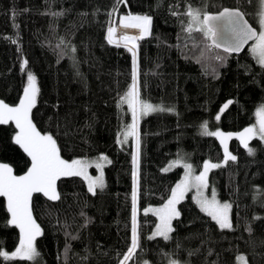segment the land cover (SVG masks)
<instances>
[{"label":"trees","instance_id":"trees-1","mask_svg":"<svg viewBox=\"0 0 264 264\" xmlns=\"http://www.w3.org/2000/svg\"><path fill=\"white\" fill-rule=\"evenodd\" d=\"M259 3L0 0V100L16 104L31 73L39 89L30 112L36 130L53 137L63 159L107 157L103 186L94 192L78 175L56 180L57 200L34 192L30 208L41 231L35 238L38 255L33 260L0 256V264H120L132 241L134 171L138 247L126 264H239L240 253L248 264H264L261 138H250L247 147L230 138L236 159L208 173V188L230 201L231 228H220L202 211L192 191L177 203L180 215L171 221L168 240L151 235L157 218L149 209L169 196L182 176L183 158L196 172L205 160H222L218 139L204 134L205 122L211 129L240 130L264 104V66L248 46L230 53L203 32H186L188 7L202 14L236 7L257 27ZM129 14L151 17L149 33L133 45L138 99L164 109L138 114L136 164V136L125 139L133 114L121 99L133 84L134 58L131 47L115 37L108 42V29ZM16 130L12 121L0 124V162L17 176L27 172L31 157L15 142ZM10 217L7 197L0 196V250L9 254L21 235Z\"/></svg>","mask_w":264,"mask_h":264},{"label":"snow or ice","instance_id":"snow-or-ice-1","mask_svg":"<svg viewBox=\"0 0 264 264\" xmlns=\"http://www.w3.org/2000/svg\"><path fill=\"white\" fill-rule=\"evenodd\" d=\"M261 10L259 12V22L262 28H264V0H260ZM175 14V13H174ZM185 15L190 18L188 26L184 29L186 32L191 33L193 30L203 32L206 37H212L213 43H215V36L217 35L214 30L212 22L218 20H226V22L233 27L234 42L225 48L228 52H238L241 47L250 39L255 37V43L252 47V52L257 56L258 62L264 66V31L259 34L254 29L247 25L243 20L244 13L239 9H227L219 13L218 16L209 15L201 12L200 9H194L191 6L188 7ZM201 15L203 18L201 19ZM129 23L123 24L125 27H136L141 30L140 37H131L124 35L121 38L125 41H136L143 38L144 35L149 33L151 17L150 16H134L129 17ZM123 23V22H122ZM194 25L196 26L194 28ZM115 34L114 28L108 29V42L114 43L113 39ZM220 47L219 44L215 45ZM133 54V84L126 97H122V101L128 103L133 114V123L130 126V130L125 134V139L128 135L136 136L137 152L133 155L134 164L138 162L139 157V136L136 132L138 114L147 115L154 111H163L164 109H158L151 104L142 103L139 101V93L136 83V66L135 56L136 53L129 48ZM220 59V57H217ZM39 89L36 86V78L29 73L28 74V86L24 88L23 97L20 99L19 104L15 107H11L8 104L0 101V124H6L9 121H15L16 127L19 128V132L15 136V142L19 144L24 151L31 157L32 166L28 172L23 176H14L12 174V168L7 164H0V196L7 197V210L11 214V220L9 223L16 225L20 229V242L19 247L15 249L11 254L7 251L0 250V256L7 260L16 258L33 260L37 255L36 248L34 246V240L41 234L39 225L36 224L32 217L30 200L34 192H41L51 200L59 199V195L56 191V180L61 176H84L89 180L88 189L90 192H94L96 186H103V176L96 179H91L87 176V167L83 161L73 160L71 163L61 159L59 150L56 146V141L50 134H41L36 130L35 125L30 119L31 109L35 106L36 97ZM231 103V102H229ZM227 107V104L224 106ZM223 111V109L221 110ZM259 129L255 126L246 128L244 133L240 134L242 141H245V147H247L246 139H250L253 135L259 134L261 139H264V106H261L257 110ZM219 119V115L216 117ZM205 135L221 136V143L223 144L226 137L219 132H209L207 129V122L202 125ZM225 161L229 158L235 160V156H231L228 153L227 146L225 145ZM251 153L252 150L249 149ZM101 160H106L107 157L102 156ZM96 167H102L97 164ZM189 169V173L185 175V178L172 189L170 198L161 209H156V213L159 216L160 223L157 225L155 236L163 237L165 240L170 238L169 234L173 231L171 221L174 217H178L180 214L176 210V204L183 199L184 193L192 186V178L190 176L191 165H186ZM219 167L217 164H209L205 162L204 171L200 175L194 177L196 182L198 193L201 187H206V174L209 168ZM134 182L136 172H133ZM202 211L208 213L209 216L219 224L220 228H231L232 224L229 218V210L231 205L228 203L220 204L213 192L212 199L208 200L200 194V198L197 200ZM138 247V236L136 227V191H133V226H132V241L131 247L128 248L127 253L124 254L123 260L120 264H126L128 260L132 258L135 250ZM242 264H246L243 257H237ZM171 264H176L172 261Z\"/></svg>","mask_w":264,"mask_h":264},{"label":"rangeland","instance_id":"rangeland-1","mask_svg":"<svg viewBox=\"0 0 264 264\" xmlns=\"http://www.w3.org/2000/svg\"><path fill=\"white\" fill-rule=\"evenodd\" d=\"M260 10H261V4L259 3L258 25H257V28H258V34H259L261 31H264V28L261 27L260 22H259V19H260V17H259V12H260ZM134 16H139V15H134V14L132 15V14H129V15L119 16V17H118L119 23L122 24V25H123V24H126V23H129L130 21H129L128 18H129V17H134ZM111 20H112V22H114V21H115V16H112V17H111ZM122 22H123V23H122ZM116 24H117V23H114V25H115V26H114V30H115L114 37H115V38L113 37V38L116 40V42H117V43L124 44V45H127V46H130V45H131V47H134L133 45H134V43H135L136 41H134V42H132V41H125V40H123L122 38H119V37L116 35V31H117V26H116ZM117 25H119V24H117ZM115 27H116V28H115ZM140 36H141V32H140V35H139L138 37H140ZM254 43H255V39H254L253 41L250 42V44L248 45V48H249L250 52L254 55V57L256 58V60L258 61L257 56L252 52V47H253ZM27 86H28V81L26 82L25 87H27ZM23 94H24V90H23V93H22L20 99L23 97ZM20 99H19V101H20ZM0 101H2V100H0ZM19 101H18L16 104H8V105L11 106V107H15V106H17V105L19 104ZM4 103H5V102H4ZM6 104H7V103H6ZM225 105H226V102L220 107V109L218 110V112H217V114H216V117L219 115L220 111L224 108ZM261 106H264V104L257 105L256 108H255V120H254L252 123H250V124L244 126V127H243L242 129H240V130H235V131H223V130L218 129V128L211 129V128L207 127V129H208L209 132H219V133L224 134V137H226L224 143L222 144V143H221V139H222V137H221V136H215V137L218 139V141H219V143H220V146H221V149H222V153H223V158H222V160L219 161V162L205 160V161L203 162V164H202L201 169H200L198 172H196V171L193 169V166H192L191 162H190L188 159H184V158H183V160L180 162V163L183 165V173H182V176H181V177L177 180V182L173 185L172 189H174V188L176 187V185L179 184V183L185 178V175L189 173V169L186 167V165H191L190 176H191V178H192V186L189 187V189L184 193V195H185L188 191H192L193 198H194L195 201L197 202V200L200 198V194H202V196H203L204 198H207L208 200H211V199H212L213 192H214V193H215L216 200H217L220 204H224V203H228V204H230V201H229V200H225V199H224V200H221V199H219L214 189H209V188H208V186H207V176H208V173H209V171H210L211 168L208 169L207 174H206V187H201V188L199 189V193H198L197 187L195 186L196 182H195V180H194V177L200 175V173L204 171V164H205V162H208L209 164H217V165H220V164H222V163L225 161V151H224V149H225V145H226V146H227L228 153L230 154V152H229V148H228V142H229V139H230V138H232V137L238 138V139L240 140V142H241L242 144L245 145V141H242L240 134L244 133V130H245L246 128H249V127H253V126H255L256 129H257V133H258V129H259L258 119H259V118H258V116H257V110H258ZM12 122L15 124V121H12ZM15 125H16V124H15ZM18 132H19V128H17V130H16V132H15V135H16ZM38 132H39V131H38ZM41 134H42V133H41ZM42 135H43V134H42ZM252 137H258V138H261L259 134L253 135ZM252 137H251V138H252ZM262 140H264V139H262ZM248 141H249V139H246V143H247V145H248ZM102 156H103V155L98 156V157H81V158H77V159H73V160H80V161H83L85 164H87V165H88L87 170H86V171H87V176H88L89 178L93 179V180L96 179L97 177H100L101 174H102V176H103V183H104L103 166H104V164L106 163L107 160H101L100 158H101ZM60 157H61V156H60ZM104 157H105V156H104ZM61 159H63V158L61 157ZM63 160H65V161H67V162H69V163H71V162L73 161V160H66V159H63ZM0 164H3V163L0 162ZM97 164H100L102 167H100V168L96 167ZM172 164H173V162H172ZM172 164H170V165H172ZM31 166H32V160H31V163H30L29 168H31ZM29 168L27 169V172H28ZM93 168H94V169H93ZM27 172H25L24 174H21V175H17V176H23V175H25ZM12 174H13L14 176H16L13 172H12ZM81 177L85 180V183H86V185H87V187H88V185H89V180H88V179H85L84 176H81ZM133 184H134V186H136V183H134V181H133ZM98 187H99V185L96 186V188H98ZM96 188H95V189H96ZM56 191H57V190H56ZM171 193H172V190H171ZM171 193L169 194V196H168V197H167L162 203L157 204V205H150V206H149L150 211H151V212L156 216V218H157V220H156V224L154 225V227H153V229H152V231H151V235H154V234H155L156 229H157V225L160 223L159 216L157 215V213H156L155 210H156V209H161V208L165 205V203L167 202V200L170 198ZM198 205H199V204H198ZM199 206H200V205H199ZM176 210H177V204H176ZM204 212H205V211H204ZM205 213H207V212H205ZM207 214H208V213H207ZM229 218H230V210H229ZM10 220H11V217H10ZM230 221H231V219H230ZM216 222H217V221H216ZM218 225H219V224H218ZM34 246H35V240H34ZM17 247H19V244L17 245ZM17 247H16V248H17ZM16 248H15V249H16ZM15 249H14L13 251H15ZM13 251H12V252H13ZM237 257H243L244 260L246 261V258H245V256H244V254H242V253L238 254ZM173 261H175V260H173ZM237 261L239 262V264H242V262L239 261L238 259H237ZM175 262H176V264H177V261H175ZM146 264H150V263H149V262H146ZM169 264H171V262H170ZM246 264H248L247 261H246Z\"/></svg>","mask_w":264,"mask_h":264},{"label":"water","instance_id":"water-1","mask_svg":"<svg viewBox=\"0 0 264 264\" xmlns=\"http://www.w3.org/2000/svg\"><path fill=\"white\" fill-rule=\"evenodd\" d=\"M225 8L227 9H239V8H236V7H229V6H225V7H222L221 9L215 11V12H211V13H208L209 15H213V16H218L219 13L221 11H223ZM240 10V9H239ZM242 12V10H240ZM243 13V12H242ZM243 20L246 21L247 25L250 26L252 29H254L256 31V33H258V30L257 28L252 25L250 23V21L247 19V17L243 16ZM213 24V27H214V30L216 31L217 35L215 36V43H213V38L210 37V40L211 42L216 45V44H219L221 50H224L225 51V48L228 47L229 45H231L233 42H234V34H233V27L231 25H229L226 20H218V21H214L212 22ZM255 37L253 39H250L248 40L242 47H241V50L242 51L246 46L247 44L254 40ZM238 51V52H240ZM228 52V51H226ZM238 52H230V53H238Z\"/></svg>","mask_w":264,"mask_h":264},{"label":"bare ground","instance_id":"bare-ground-1","mask_svg":"<svg viewBox=\"0 0 264 264\" xmlns=\"http://www.w3.org/2000/svg\"><path fill=\"white\" fill-rule=\"evenodd\" d=\"M133 15V14H132ZM134 15H139V14H134ZM139 16H146V15H139ZM119 24V25H117ZM116 26H117V31H116V35L121 38L122 36L124 35H127V36H131V37H138L140 35V32L141 30L139 28H136V27H125L123 26L122 24L120 23H117ZM256 27V26H255ZM116 28V27H115ZM257 28V27H256ZM258 29V28H257ZM258 34V33H257ZM253 41V40H252ZM251 42V41H250ZM250 42L247 44V46L250 44ZM117 43V42H116ZM118 44H121V43H118ZM246 46V47H247ZM131 47V45L129 46ZM133 49V51H135V48L134 47H131ZM136 183V177H135V182ZM133 189H135L136 191V186H133Z\"/></svg>","mask_w":264,"mask_h":264},{"label":"flooded vegetation","instance_id":"flooded-vegetation-1","mask_svg":"<svg viewBox=\"0 0 264 264\" xmlns=\"http://www.w3.org/2000/svg\"><path fill=\"white\" fill-rule=\"evenodd\" d=\"M258 30V29H257Z\"/></svg>","mask_w":264,"mask_h":264}]
</instances>
